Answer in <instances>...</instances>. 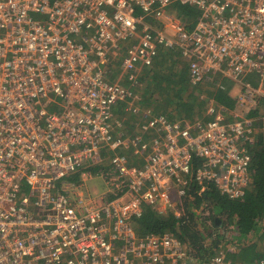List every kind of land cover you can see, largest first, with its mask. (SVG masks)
I'll use <instances>...</instances> for the list:
<instances>
[{
	"label": "built area",
	"instance_id": "obj_1",
	"mask_svg": "<svg viewBox=\"0 0 264 264\" xmlns=\"http://www.w3.org/2000/svg\"><path fill=\"white\" fill-rule=\"evenodd\" d=\"M174 5L195 9L190 27ZM162 47L189 62L191 86L217 76L251 105L264 99V0H0V264H185L174 235H137L143 206L180 217L193 160L197 184L244 195L251 123L212 101L204 124L145 114L155 138H112L130 96L119 81L138 84ZM130 145L142 164L115 152ZM107 151L106 167L79 171ZM92 181L104 190L92 194ZM203 264L244 263L221 251Z\"/></svg>",
	"mask_w": 264,
	"mask_h": 264
},
{
	"label": "trees",
	"instance_id": "obj_2",
	"mask_svg": "<svg viewBox=\"0 0 264 264\" xmlns=\"http://www.w3.org/2000/svg\"><path fill=\"white\" fill-rule=\"evenodd\" d=\"M172 8L174 14L190 27L191 21L196 18L195 9L181 5H174ZM187 68V63L177 53L162 51L152 67L144 68L140 74L139 86L135 87L140 98L139 104L149 106L144 103L146 99H151L153 103L154 99H157L156 96H160L165 104L173 106L175 110L163 112L158 108H146L157 114H166L172 120L183 119L189 122L196 118L201 119L199 118L201 115L192 117L191 113L194 102H197L200 108L203 107L204 111L205 103L198 100V95L202 92L213 96L217 103L229 111L236 109V101L228 94V82L223 81L227 87L226 91H215L209 84L212 89L192 87L188 80ZM166 84L169 86L168 89L163 87ZM123 85L131 88L127 82ZM171 93L174 94L173 98ZM120 105L122 107L124 103ZM117 114L122 115V111L118 110ZM247 117L253 122L260 123L262 120L261 124H264V101H260L257 108L249 111ZM129 121L132 124L127 121V128H134L133 119ZM252 137V142L247 144L251 182L242 198L228 199L220 195L212 184L191 182L186 196L182 199L180 217L175 218L171 212L157 215L151 208L145 207L141 217L134 221L137 235L165 233L174 235L186 247L190 260L185 264H203L221 251H226V255L231 259L244 264L254 262L264 264V143L262 144L264 136L258 141L254 140V134ZM199 165V161L193 160L192 171ZM77 175L78 173L72 176L73 181ZM229 247L235 251L229 253L227 251Z\"/></svg>",
	"mask_w": 264,
	"mask_h": 264
},
{
	"label": "bare ground",
	"instance_id": "obj_3",
	"mask_svg": "<svg viewBox=\"0 0 264 264\" xmlns=\"http://www.w3.org/2000/svg\"><path fill=\"white\" fill-rule=\"evenodd\" d=\"M162 51H173L174 53H177L183 61H185L187 63V67H188L187 68V72H188V80H189V62L186 60V58L183 57L181 55V53L176 48H165V47H162V48L159 49L158 56L160 55V53ZM116 68L117 67H116V64H115V69L112 71L113 74L117 73L115 71ZM146 68H150V67H146ZM109 75H111V76H108V79H109L108 81L109 82H113L114 81V76H112V74H109ZM223 81H226V82H228V83H230L232 85L231 88L228 87L229 88L228 94H229V96L231 98H233L236 101L237 107H236L235 110H237L238 108H242L244 110L243 116H240L239 113L235 112V110H230L229 111L225 106L217 103L213 99V97H208L204 92H202V93H199L198 100L200 102L203 101L205 103V108H204V111H203V118H201V119H197L196 118L195 120L189 122V121L183 120V119L172 120V119H169L168 115H166V114H163V113L157 114V113H154L151 109L146 108L144 106H141L139 104V99H140L139 98V94L136 92V88H135L136 86L137 87L139 86V83L138 82H137L138 84L129 83L130 86H131V88H129V87H126L125 85H123V83L125 81L121 80V81H119V84L123 88H125L128 91V93H130V96H126L124 100H121L120 102H118L116 104L115 109H114V118H113V121H112V124H113L114 127L112 128L110 134H111L113 139H115V140L119 139V140H122L123 142H127V143H129V141H132L135 137H138V136H141V139L144 142L150 141V139L155 138L156 135H155V133L152 130H148V131H143L142 130V127H143L144 122H145V114H149L152 117L162 116L167 122H183V123H188V124H195V123L204 124L207 121V119H208V116L206 114L207 104H208L209 101H212L215 105L221 106V107H223L226 110V117L227 118L233 119V116L235 115L237 118H244V119L250 121L252 133L250 134L251 140H249V142L251 143L252 139H253L252 136L254 134L253 120L251 118L247 117V113L249 111L254 110L255 108H257L259 102L260 101H264V99H257L256 102L253 105H251V104H249V103H247V102H245L244 100L241 99L240 95L244 91V88L241 85L235 84V83H233L232 81H230V80H228L226 78H221V77H217V76L214 77V79L212 81V84H210L208 82V83H202V84H199L197 86H192V87H200L201 86L203 88V90H206L207 88H210L209 87V85H210L212 88H214L215 91H226L227 87L224 85ZM213 82L214 83H219L220 87L215 86V84ZM246 82H249V81H246ZM249 83L254 86V84L252 83V79L250 80ZM212 88H210V89H212ZM61 103H62V100L60 98H58V97H55L54 102H53V104H52V106H51L49 111H52L55 114H59L61 111H63V109L61 107V105H62ZM121 103H124V105L122 107H120ZM133 109H135L137 111L133 112ZM118 110L122 111V115L117 114ZM130 119H133V121H134V123H133V124H135L134 128H127V121H128L129 124H132V122L129 121ZM117 124H119V126H117ZM247 144H249V143H246L244 145V147L246 148V150L248 152ZM115 152L127 157L128 162L131 165L138 166L139 164H142V161L137 159L136 155H134V149L131 147V145H130V147L122 146L120 149H117ZM112 154H113V152L107 151V153L105 155V159L97 160L96 162H93L91 167L83 166V168L81 170H79V171L88 170V171L95 172V171L99 170L100 168L106 167L107 164H108V161H109L108 158ZM193 173H194V171H192V169H191L189 174L184 176L185 181H186V185L184 187V191L185 192H184L183 198L186 196V192L188 190V186L191 184V182H195L193 180V177H192ZM202 184H206V182H204ZM207 184H212V183H207ZM87 188L90 190V192L92 194L95 195V194L101 193L104 190V185L101 182H98V187L96 189H91L89 187V185H87ZM27 192H28V188L26 186L23 187L21 193L22 194H26ZM244 193H245V191H244ZM143 207L145 208L147 206H143ZM149 208H151V207H149ZM152 210L154 212H156L157 215H165L166 214V213L160 214L156 210H154V209H152ZM142 213H143V211H142ZM134 221H133V223H134ZM189 260H190V258H189Z\"/></svg>",
	"mask_w": 264,
	"mask_h": 264
},
{
	"label": "rangeland",
	"instance_id": "obj_4",
	"mask_svg": "<svg viewBox=\"0 0 264 264\" xmlns=\"http://www.w3.org/2000/svg\"><path fill=\"white\" fill-rule=\"evenodd\" d=\"M167 67H170V66H167ZM162 84H165V83H162ZM228 84H229L228 87L231 88L232 85L230 83H228ZM163 87L165 89L169 88V86L167 84L163 85ZM170 95H171V98H173L174 94L171 93ZM156 98L157 99L156 100L154 99L153 103H152L151 99H146V101L144 103L146 105L149 104V106H146V107H150L152 109L158 108L159 110H161L163 112H172L171 110H175L173 106H169V105L165 104V102L163 101V99L160 96H156ZM192 106H193V111L191 113L192 117H195V116L199 117L201 115L199 118H203V114H202V112H203L202 108L203 107L200 108L199 105L197 104V102H194V104ZM235 112L239 113L240 116H243V114H244V110L242 108H238L237 110H235ZM174 114H176V113H174ZM178 115H183V114L178 113ZM184 115H186V114H184ZM186 116H189V115H186ZM261 122H263V121L261 120ZM261 122L260 123H258L257 121L253 122L254 123V125H253L254 140H256V141H258L259 139L262 140L263 136H264V128H263L264 124H261ZM263 143H264V140H262V144ZM78 178H79V174L76 176V181L78 180ZM72 180H73V178L69 179V181H72ZM88 185L91 189H96L98 187V182L92 181ZM171 212H174V210Z\"/></svg>",
	"mask_w": 264,
	"mask_h": 264
},
{
	"label": "crops",
	"instance_id": "obj_5",
	"mask_svg": "<svg viewBox=\"0 0 264 264\" xmlns=\"http://www.w3.org/2000/svg\"><path fill=\"white\" fill-rule=\"evenodd\" d=\"M208 96V95H207ZM208 97H213V96H208ZM188 121V120H187Z\"/></svg>",
	"mask_w": 264,
	"mask_h": 264
}]
</instances>
